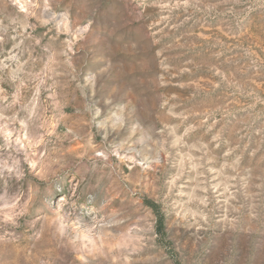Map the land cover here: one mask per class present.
Instances as JSON below:
<instances>
[{"label": "rangeland", "instance_id": "374dc122", "mask_svg": "<svg viewBox=\"0 0 264 264\" xmlns=\"http://www.w3.org/2000/svg\"><path fill=\"white\" fill-rule=\"evenodd\" d=\"M0 264H264V0H0Z\"/></svg>", "mask_w": 264, "mask_h": 264}, {"label": "trees", "instance_id": "16d2710c", "mask_svg": "<svg viewBox=\"0 0 264 264\" xmlns=\"http://www.w3.org/2000/svg\"><path fill=\"white\" fill-rule=\"evenodd\" d=\"M147 202L155 211L157 210V205L155 203H153L152 201H147ZM160 225H161V223H160Z\"/></svg>", "mask_w": 264, "mask_h": 264}]
</instances>
